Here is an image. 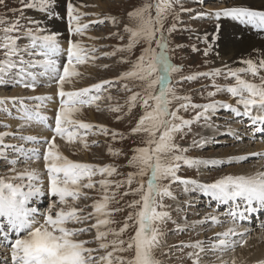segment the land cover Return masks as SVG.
<instances>
[{"label": "rangeland", "instance_id": "1", "mask_svg": "<svg viewBox=\"0 0 264 264\" xmlns=\"http://www.w3.org/2000/svg\"><path fill=\"white\" fill-rule=\"evenodd\" d=\"M94 1H86L88 6H85L86 11L81 16V25H89L83 36L72 34L70 31L67 17L68 3L65 0H62V10H66L64 15L62 10L61 12L55 11L57 5L54 4V1L53 9L51 10L54 19H60L64 27V35L59 37L58 41L66 43V45H70L72 42H80L85 49L86 57H88L83 66L85 70L82 72L78 70V65H75L80 75L72 77V81L76 80L79 85L82 83L87 85V89H91L88 94L89 97L97 94L102 96L101 100L96 101L91 106L84 105L79 117L75 118L84 123L91 124L90 116H93L96 124H98L95 126H103L109 130L108 134L105 135L100 133L98 128H94L95 130L92 129L88 132L79 129L80 137H77L72 145L68 143L69 150L72 152V158L74 162L85 163L82 160L86 154L87 161L85 164H92L98 167L112 166L116 169L111 176L105 175L102 177L99 174L93 176L95 187L93 189L84 188L83 193L86 194V197L82 196L75 206L78 209H83L82 215L94 212L92 205L102 199V189L98 181L102 178L108 179L112 184L108 192L109 194L115 193L114 199L111 200L108 208L112 212L109 218L114 222L108 228L119 231L124 227L125 223L129 224L130 227L120 237L128 241L131 237H134L136 230L131 226L135 224V221L128 220V216L130 213L138 210L129 207V204L134 201H139L141 196L139 194H133L140 187L136 180L130 186L124 182H126L128 174L137 171V169L130 166V161L135 154V149L144 146L143 141L146 138V133H133V129L144 113L142 100H138L136 106L129 110L130 97L134 93L142 92L140 82L135 80L125 81L120 79V77L124 72L131 70L132 64L136 61L146 45L142 42L137 44L131 53L127 51L119 52L117 49L125 48L130 41L129 35L124 31L126 26L133 24V21L129 19V13L142 7L146 0H99L101 5L97 8L99 12L94 10L97 7L93 4L95 3ZM29 2L30 0H4V4L0 5V18L7 22L19 21L20 27L12 35L19 37L17 43L20 48L30 46L31 41L25 33L28 29H33L34 31L36 29V25L32 23V21L36 20L28 13V9L30 8L26 7V4ZM147 2L155 4L157 0H147ZM229 3L232 6L235 0H173V8L169 11L164 24V34L168 41L170 49L168 54L171 57V62L182 69L181 72L173 74V87L176 90L177 96L189 98L188 100H174L170 105L173 111L179 108V112L177 113L179 117H182L183 120L191 121L189 125L183 126L182 131L176 133L175 143L180 149L185 150L177 154H181L184 158L196 161L197 163L189 166L182 160L180 161V168L177 172L181 180L195 181V184L185 185L179 181L171 180L160 182L166 185L171 192L170 196L156 197L157 203L164 206L157 208V211L168 213V217L164 222L159 224L161 236L159 247L155 249V257L160 261V264H225L227 261L222 263L223 258L221 259V257L242 248L244 246L243 240H247L246 245H248V242L252 241L248 240L250 233L254 234L256 232L255 225H257L256 227H260V224H263L260 228L264 230V221L261 222L264 217V209L258 212L259 215L254 212L245 214L249 216L250 220L239 219L238 225L241 227L247 222L251 224V227L247 228V232H243L234 238L235 242L236 239H240L242 244L236 243L235 247L237 249L223 253V250H220V247L223 245L219 247L216 245L221 240V237L216 232L219 229V225L214 224L212 218L215 216V210L219 214L218 221L225 225L228 224L230 222L229 220H231L229 216L231 207L235 205L229 208L225 206L223 209L220 208V210L215 202H203L201 199H205L206 197L197 187V185L201 184L214 183L216 180L228 176V172L235 173V175L244 173L248 176L264 172V151L255 150L253 153H246L249 150L248 147L253 149L259 142L264 143V133L255 131V126L248 116L237 115L236 112L232 111V109H238L242 113L243 106L238 103V97H233L226 90L229 86L235 84V79L228 76L229 71L246 68L247 65L244 61L240 60L236 63L238 66L234 67V64L231 65L228 61H223L212 50L211 44H209L206 38V33L211 28L214 29V19L218 20L215 15L213 16V11L215 9H222L225 4ZM152 14L155 15L154 8ZM45 18L50 21L53 17ZM113 18L116 20L115 24L112 23ZM91 21L95 23L91 24ZM5 26L7 24H0V29ZM173 26L174 30L169 32V29L173 28ZM2 35V31H0V36ZM153 47H155V44ZM205 52H207V55H205ZM112 53L115 54L113 55ZM20 55L25 62L41 61L44 59L42 56L29 55L25 52H22ZM56 58L60 59V61L62 59L61 62L63 64L67 63L66 54H60L54 59ZM4 59V52L0 49V64H2ZM14 59L17 61V67L10 69L6 74L0 76V80L3 81L0 82V134L7 133V135H4L2 143H0V178H10L16 174L11 171L13 165L10 161L12 160L17 161L15 165L16 172L19 171L17 167L27 164H31L34 170L41 172L42 167L38 171L35 163H40L41 165L44 163L42 158L46 151L44 142L51 141L54 134L50 138L45 136L43 138L37 133H31L26 130L24 124H29L30 129H32V126L39 127L38 125L44 127V121L41 122L39 119L36 121L26 120V112L31 115V111L28 110H36L38 107V114L49 119L50 129L53 130L55 127V118L58 115L56 110L59 109V107L53 105L48 112H44L45 105H48V98H50V101H54L59 90L53 93H44L42 91L49 86L54 88L56 84L58 85L56 75L49 72V79L46 75L47 73H45V69L39 66V64L35 66L27 63L21 65L19 58ZM21 67L24 69L23 72L20 71ZM62 68L63 65L61 66L59 75H62ZM217 72H219V75L215 74ZM27 74H30V76H27ZM33 76H35V90L30 87H24V83H32ZM260 76L258 74L255 76V79L250 73H241L243 79L256 84L261 83L260 78L262 76ZM188 77H193V79H188ZM97 84L103 85L99 93L94 88ZM125 84L128 85L131 91L125 89ZM39 89H42V94ZM209 93H215V95L210 96ZM38 97L45 98V100L37 99ZM108 97H111V99L109 100ZM150 103L153 102L150 101ZM213 103L217 105L215 110L204 113L203 106ZM182 104H187L188 107L185 109L181 107ZM225 105H230L231 108L225 107ZM116 107L120 108L119 112L111 110ZM215 111L220 118L217 116L211 117V114L213 113L214 115ZM256 113L257 108L253 110V114ZM205 116L207 119L204 118ZM214 120L220 121L219 123L222 126L226 125L225 127H228L231 123L228 120H232L233 124H237L235 126L238 128L237 136L239 138L236 140L239 141L234 142L231 140V142L228 141V139H231V136H222L213 140L214 142L222 140V142L213 144L206 143L205 135L207 130L211 126L218 125V122H213ZM174 122L180 124L179 120ZM32 130L34 131V129ZM113 133L118 135L113 138ZM211 133L212 130L208 134L209 137H211ZM26 137H34L36 143L28 142L25 139ZM81 137L88 143L89 147L87 149L80 142ZM57 138L58 140H62L59 137ZM244 142L245 145L242 148L243 153L241 154L242 162H238L239 159L237 160V157L239 151L237 150L239 147H237V144ZM14 148L22 151H14ZM33 149L39 150L40 159H28L32 155ZM111 153L119 154L113 155ZM225 153L226 155H232L234 158L227 160L230 159L229 156L222 157V154ZM215 164L216 166H214ZM42 171L41 179L33 181V183H36L44 189V195L34 201L32 205L40 211H44L55 199L50 197L48 193L49 180L45 166L42 168ZM12 182L26 183L27 181L14 180ZM117 183H121L122 186L116 188L115 185ZM146 184L147 177H145V191ZM125 193L129 194L125 195ZM197 197L200 198V201H196L198 199ZM196 203L199 205L198 209L195 206H190ZM55 210L53 209V211ZM204 219L214 224L213 228L207 222L205 224L206 228L208 226L210 227L206 232H215L214 234H209L208 241L203 239V234L200 231V226ZM95 223L96 218L93 216L84 224L71 226L89 229V231L85 232L79 238L90 241L91 243L87 245L88 247L99 249V242L96 241V229L92 227ZM253 228L255 229L253 230ZM101 230L105 229L102 227ZM206 232H204L205 235L207 234ZM113 239H116V237H113L111 234L106 238L108 242ZM226 240L227 242L229 241L228 239ZM228 243L230 247L233 245L230 242ZM196 244H199L200 247L190 246ZM126 246L125 244L124 247ZM224 248L225 246H223ZM107 251H112L111 247ZM95 255L105 256L106 251L101 249ZM133 256L134 252L132 251H117L114 253L113 258L115 260V257H122L126 260ZM0 264H12L10 247L3 242L2 238H0ZM227 264L229 263L227 262Z\"/></svg>", "mask_w": 264, "mask_h": 264}, {"label": "snow or ice", "instance_id": "2", "mask_svg": "<svg viewBox=\"0 0 264 264\" xmlns=\"http://www.w3.org/2000/svg\"><path fill=\"white\" fill-rule=\"evenodd\" d=\"M3 4L4 0H0V5ZM26 7L52 15L53 0H30ZM153 8L155 15L152 14ZM172 8L173 0H157L155 4L146 0L142 7L129 13V19L133 21V24L126 26L124 31L129 35L130 41L125 48L117 49L119 52L131 53L137 44L142 42L146 45L132 64L131 70L124 72L120 77L125 81L140 82L142 92L134 93L130 97L129 110L136 106L138 100H142L144 113L133 129V133H146V138L143 141L144 146L135 149V154L130 161V166L137 171L128 174V178L124 182L130 186L136 180L140 187L133 194L141 196L139 201L129 204V207L138 210L128 216V220L135 221V224L131 226L136 229L134 237L128 241L120 237L130 227L129 224L125 223L119 231L108 228L114 222L109 218L112 212L108 208L115 196V193L109 194L108 192L112 187L108 179L102 178L98 181L102 189V199L92 205L94 212L82 215L83 209H78L75 206L82 196L86 197V194L83 193L84 188L93 189L95 187L93 176L96 174L102 177L111 176L116 169L112 166L98 167L74 162L64 156L56 144V137L66 140L69 144L74 143L76 138L80 137L79 129L88 132L98 128L99 132L105 135L109 131L103 126L84 123L75 118L77 114L81 113L84 105L91 106L102 99L101 95L89 97L91 89L64 90L66 83H72V77L80 75L75 65L84 64L88 59L83 45L80 42L70 43V47L66 50L67 64L62 68L63 74L59 75L61 65L57 59H54L62 51L57 39L58 34H43L44 30L40 27V23L32 21L36 25L35 31L28 29L25 33L31 41L30 46L20 48L17 43L19 37L12 35L18 31L19 21L7 22L0 18V24H7L0 29L3 33L0 36V49L3 50L5 57L0 64V76L17 67V61L14 58H19L21 65L25 63L32 66L39 64L45 69V73L51 72L56 75L59 85L58 94L61 98V106L55 118L54 136L51 141L44 142L46 151L42 157L49 180L48 193L50 197L55 198L52 203L44 211L32 206L34 201L44 195V189L33 183L39 179L36 170L25 169L23 172H16L17 161L12 160L10 161L13 165L11 171L16 174L10 178H0V238L10 247L12 264H160V261L155 257V249L159 247L161 236L159 224L164 222L168 213L157 211V208L164 206L157 203L156 197L171 195L168 187L160 182L171 180L179 181L185 185L195 184V181L181 180L177 172L182 160L189 166L197 163L177 154L185 150L180 149L175 143L176 133L182 131L183 126L189 125L191 121L183 120L177 115L179 108L175 111L170 108L174 100L189 99L177 96L173 87L172 76L174 73L181 72L182 69L171 62V57L168 54L170 49L164 34V24ZM82 15L77 13L72 3L67 4L70 31L75 35L83 36L89 27L88 24L81 25ZM214 15L216 19L221 16L228 17L243 25H251L258 30H264V12L233 7L216 12ZM73 22L75 23L73 24ZM112 23H116L114 18ZM217 27L219 28V26ZM172 30H174V26L169 29V32ZM214 38L218 39V34ZM121 39L123 38L121 37ZM154 44L155 47H153ZM22 52L39 55L44 59L25 62L20 55ZM244 63L247 65L246 68L229 71L228 76L235 79V84L226 90L233 97H238V103L243 106L242 113L238 109H232V111L237 115L248 116L255 126V131L264 133V114H262L264 113V76L261 77L260 84L249 82L241 77V73L257 76L261 70H264V60L253 62L249 59ZM20 71H24L23 67L20 68ZM215 74L219 75V72ZM188 79H193V77H188ZM0 82L3 81L0 80ZM23 86L35 90V76L32 77V83H24ZM102 87V84L94 86L97 93ZM125 89L131 91L127 84H125ZM209 95L212 96L215 93H209ZM37 99L44 98L38 97ZM108 99L110 100L111 97ZM254 106H257L256 114H253ZM181 107L186 109L188 105L182 104ZM216 107L215 103L204 105L203 112L215 110ZM225 107L231 108L230 105H225ZM111 110L119 112L120 108L116 107ZM34 118L41 122L46 120V117L40 116L38 113L34 117L26 112L27 120ZM204 118L207 119L206 116ZM177 120L180 121V124L174 122ZM4 135L7 133L0 134V143H2ZM116 135L118 134L113 133V138ZM25 139L36 143L34 137ZM80 142L83 143L85 149L89 147L82 137ZM13 150L22 151L15 148ZM111 154L118 155L119 153ZM40 158L38 149H33L32 155L28 157V159L37 160ZM145 177H147L146 191ZM14 180L27 182L13 183ZM121 186V183L115 185L116 188ZM197 187L214 200L221 203L231 202L232 205H235L237 211H230L229 215L236 219H246L245 214L264 209V172L250 176L228 175L214 183L201 184ZM128 194L125 193V195ZM241 208L242 210H240ZM53 209L56 210L53 211ZM93 216L96 218V223L92 227L96 229V241L99 242V249L88 247L87 245L91 242L79 238L89 229L71 226L84 224ZM102 227L105 230H101ZM110 234L116 239L108 242L106 238ZM230 234H237L236 230L229 228L218 235L226 238ZM219 243L225 247L228 246L226 239H221ZM243 243L246 244L247 240H243ZM125 244L126 247H124ZM190 246L200 247L199 244ZM110 247L112 251H107ZM231 247L234 250L235 244ZM101 249L106 251V255H95ZM117 251H132L134 256L126 260L122 257H115L114 260L113 256ZM231 264H237V261L233 259ZM260 264H264V261Z\"/></svg>", "mask_w": 264, "mask_h": 264}, {"label": "bare ground", "instance_id": "3", "mask_svg": "<svg viewBox=\"0 0 264 264\" xmlns=\"http://www.w3.org/2000/svg\"><path fill=\"white\" fill-rule=\"evenodd\" d=\"M53 1H54V4L57 5V7L55 8V11L61 12V10L63 8L62 0H53ZM65 1L67 3H72L74 8L77 10V13H81V14H83V12L85 13V11H86L85 10L86 9L85 6H88V4L86 3L87 0H65ZM94 2L95 3H93V4L95 6H97V7H95L96 9H94V10L99 12V9H97V8H98V6H101L100 5V1L99 0H95ZM231 3L225 4V6L222 9H215V11L217 10L216 12H222L224 9H228V8L247 7V8H250V10L253 9V10L260 11V12H264V0H235L234 5H232V6H231ZM83 5H84V7H83ZM88 10H89V8H88ZM62 11H63V15H64L66 10L64 9ZM215 11H213V13H212L213 16L216 13ZM28 13L31 15L32 18H34L36 21H38L40 23V27L44 30L43 34H58L57 35V39L64 35V27H63V24L61 23L62 21H60V19H58V20L54 19L53 14L50 15L53 18H51L50 21H48L47 18H45V17H50L47 13H43V12H40V11H38L36 9H32V8L28 9ZM93 13H95V12H93ZM92 21H91V24L95 23V22H92ZM96 22H98V21H96ZM213 22H215L214 23L215 24L214 29L211 28L206 33V38L209 41V44H211L212 50L219 56L220 59H222L223 61H228L231 65L234 64L233 65L234 67L238 66V64H236V63L239 62L240 60L246 61V60L250 59L253 62H259L261 60H264V30H258V29H256L255 27H253L251 25H247V26L243 25V24L239 23L238 21H234L231 18L223 17V16H221L218 20L214 19ZM217 26H219V28ZM217 34H218V39L214 38ZM59 43H60V48L62 50L60 54L61 55L62 54H66L67 55V51L66 50L70 47V45H66V43H62V42H59ZM56 59H57L58 63L61 66L62 65H63V67L66 66L65 64H67V63L63 64V62H61L62 59H61V61L58 58H56ZM84 64H78V70L80 72L85 70L84 67H83ZM228 67H229V65H228ZM61 74H63V72H61ZM38 75H41V74H38ZM46 75L50 79V73L48 72ZM259 75L264 76V70H261L259 72ZM27 76H30V74H27ZM255 79H256V77H255ZM80 87H82V88H80ZM87 87L88 86L83 84V83L81 85H79L76 82V80H74V81H72V83H66L64 85V90L65 91H79L81 89H87ZM57 90H59V85L56 84L54 86V88L52 86H49V87H47L46 89H44L42 91L44 93H53V92H56ZM42 91L40 92L41 94H42ZM42 100H45V98L42 99ZM60 100H61V98L59 97V94L56 96L54 101H50V99L47 100V104L48 105H45L44 112H48L53 105H55V107L57 106V107L60 108V106H61ZM41 105H43V104H41ZM255 108H257V106L254 107V109ZM28 111H31L30 114L35 117V114H37L39 112V109L37 107L36 110H28ZM56 111H57V114H58L59 109H57ZM80 114L81 113L77 114L75 117H79ZM211 115H210L211 117H216V116L219 117L217 115L216 111L214 112V115H213V113ZM90 117H91L90 118L91 124L92 125H98L95 122V118L93 116H90ZM36 120H37L36 118L32 119V121H36ZM46 120L47 121H44V127L42 125H38L39 127L32 126V129H34V131L29 128V126H28L29 124L28 125L24 124V125H25L26 130H28L29 132L37 133L38 135H41L43 138H44V136L50 138L54 134V131L52 129H50L51 127L49 126V123H48L49 119L46 118ZM213 122H215V123L218 122L217 123L218 125L211 126V128L209 130H207V133L205 135L206 143L213 144V143L222 142V140H217L215 142L213 141L214 139H217V138L222 137V136H231V139H228V141H231V140H233L234 142H238L239 141V140H236L237 138H239V136H237V132H238V130H237L238 128L236 127L237 124H233L232 120H228V122H231L230 125L227 123L229 125L228 126L229 128L225 127L226 125L222 126L221 123H219L220 121H218V120H214ZM211 130H212V133L210 135L211 137H209L208 134L210 133ZM50 133H52V134H50ZM220 139H222V138H220ZM56 144L59 146V149H60L61 153L64 156H67L68 159L74 161V159L72 158V152L69 150V146H68V143L66 142V140H63V139L62 140H58V138L56 137ZM237 145H238L237 147H239V149L237 150V151H239L237 160L239 159L238 162H242L241 154L243 153L242 148L244 147L245 142L242 143V144L239 143ZM248 149L249 150H247L246 153H253L255 150H261V152H262V151H264V143L263 142H259V144L255 145V147L253 149L251 147H248ZM225 156H229L230 159H227V160H231V159L234 158L230 154L229 155L228 154L226 155V153L222 154V157H225ZM86 161H87V155L85 154L83 156L82 162L86 163ZM217 165H218V163H217ZM35 166H36V169L38 171H40V167L43 168L45 166V162L42 165L40 163H35ZM214 166H216V164ZM42 168H41V172H37L38 176H39V179H41L42 174H43ZM18 169H19L18 172H23L25 169L34 170V168H33V166L31 164H27L25 166L17 167V170ZM238 170H239V167H238ZM227 174L235 175V173H229V172ZM237 175L238 174H236L235 176H237ZM241 175L248 176V175H246L244 173L241 174ZM253 175H255V174H253ZM238 176H240V175H238ZM199 191H200V189H199ZM204 196L207 199L206 198L205 199H201V201H203V202L204 201L205 202H215V203H217L219 209L220 208L223 209L225 206H228L227 208L232 206L231 202H229V203H221V202H219L217 200L212 199L210 196H207L205 194H204ZM197 198L198 199L196 201H200V198L199 197H197ZM198 203H196L195 205L191 204L190 206H195L196 209H198V207H199V205H197ZM232 210L233 211H237L235 206L231 207V211ZM240 210H242V208ZM259 211H261V209H258L254 213H257V215H259L258 214ZM214 212H215V216H213V218H215V220H213V222H214V224H218L219 225V229L216 230L217 234L223 233V232L227 231L229 228H234L236 230V233H237V234H230L226 238L225 237L223 238L222 236H220L221 239H228L229 240L228 242H230L232 244L241 243L240 239H236V242H235L234 238L236 236L242 234L243 232L244 233L247 232V230H248L247 228L251 227L250 226L251 224L245 222L243 224L244 226L240 227L238 225L239 219H236V218L232 217L231 215H229L231 220L227 219L230 222L225 225L224 223L218 221V215H219V214H217L218 212L216 213L215 210H214ZM202 215H204V214H202ZM246 217H247L246 219L248 220L249 216H246ZM195 218H197V217H195ZM263 221H264V217L261 220V222H263ZM206 222L212 228L214 227L213 226L214 224H211L207 219H204L202 221V223H201L200 231L203 234V239L208 241L209 234L210 233L214 234L215 232H206L207 229L210 228L209 226L206 228V226H205ZM256 226L257 225H255V228H256L255 231L256 232H254V234L250 233V235H249L250 238H248V240H252V241L248 242L249 243L248 245H246L247 243L244 244V246H242V248H240L239 250H237V251H235L233 253L231 252V254L228 253L227 255H225V256H227L226 258H225V256L224 257L222 256L221 257V259L223 258L222 263L227 261L229 264H231V261L233 259H235L237 261V264H260V262L264 261V230L262 228H260V227L263 226V224H260V227H256ZM255 228H253V230ZM257 228H259V229H257ZM257 230H258V232H257ZM204 232H206L207 234L205 235ZM212 237L215 238V236H213V235H212ZM216 245H217V247L221 246L220 243L216 244ZM207 246H209V244H207ZM220 248H221L220 250H223V253L224 252L227 253V251L230 252V251L233 250V248L230 247V245H228L224 249H223V246H221ZM234 249H237V247H235ZM208 257L210 258V256H208Z\"/></svg>", "mask_w": 264, "mask_h": 264}]
</instances>
